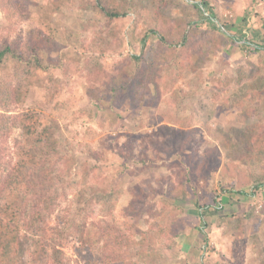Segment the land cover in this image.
Returning <instances> with one entry per match:
<instances>
[{
    "label": "rangeland",
    "instance_id": "374dc122",
    "mask_svg": "<svg viewBox=\"0 0 264 264\" xmlns=\"http://www.w3.org/2000/svg\"><path fill=\"white\" fill-rule=\"evenodd\" d=\"M116 1L128 12L121 22L127 40L119 54L102 59L107 74L95 84L101 97L95 99L87 91L95 77L90 66L99 57L98 37L107 20L99 11L82 8L78 0H24L27 21L21 26L23 38L32 31L40 34L45 42L36 44L44 62H63L64 68L38 72L28 87L27 101L17 110L37 111L44 125L51 118L58 120L79 165L95 169L100 177L89 184L117 189L110 215L122 224H132L142 242L133 245L125 264H236V257L226 259L218 253L226 250L223 240L231 237L221 226L234 235L251 233V239V223L246 220L264 210V186L254 190L264 181V0H211L219 19L210 11L199 12L187 5L201 0H172L168 5H156L153 0ZM161 16L191 22L190 35L199 42L189 53L194 65L180 69L175 88L165 89L161 84L160 94L147 77H142L133 92H112L124 69L135 68L132 57L143 51L142 43L132 35L139 37ZM244 18L251 20L248 26ZM3 22L0 10V28ZM250 25L252 29H248ZM246 41L253 44L251 48L244 46ZM157 42L156 37H149L145 59L152 57ZM256 44L262 46L257 51ZM143 69L146 76L149 65L144 64ZM50 76L59 80L57 85ZM179 86L189 89L191 97L176 104L173 95ZM55 102L63 103L64 108ZM1 114L7 115L0 109ZM7 135L1 139L0 156L8 153L9 159L22 135L19 128L9 133L8 140ZM186 176L191 184L181 190ZM167 188L174 196L184 195L171 200L180 210L160 218L162 240L145 241L144 235L154 229V214L163 211L161 195L166 196ZM75 194L70 192L67 201L74 200ZM196 202L214 207L206 221L200 220ZM104 208L105 202L97 203L89 221L107 218ZM250 243L256 244L257 253L264 250L256 238ZM75 244L71 238L61 250L71 264L78 262ZM237 246L236 242L233 249L238 250ZM25 247L29 250L26 263L31 264L35 247L30 242ZM196 250H205L202 261Z\"/></svg>",
    "mask_w": 264,
    "mask_h": 264
},
{
    "label": "trees",
    "instance_id": "16d2710c",
    "mask_svg": "<svg viewBox=\"0 0 264 264\" xmlns=\"http://www.w3.org/2000/svg\"><path fill=\"white\" fill-rule=\"evenodd\" d=\"M78 1L82 8L99 11L107 20L106 27L102 28L98 37L100 52L96 63L92 64L91 58L86 56L95 76L87 91L91 97L100 99L95 84L101 83V79L107 74L103 69L102 59L119 54L125 46L127 34L121 22L128 12L116 0ZM171 1L152 2L156 5H168ZM182 1L187 3L189 0ZM210 1L201 0L199 4L187 5L199 12L203 9L210 11V15L219 19L218 14L213 12ZM0 10L4 15L0 28V109L7 113L0 116V143L6 132L8 140L9 133L14 129L19 128L22 135V139L17 140L13 156L11 154L9 159L8 153L0 156V164L3 163L0 172V264H28L26 258L29 250L25 249V245L29 242L35 247L31 254V264H71L61 251L68 247L71 238L76 241L74 250L78 262L75 264H125L133 245L142 242L137 238L141 233L135 231L132 224H122L110 215L116 206L119 193L117 189L104 190L89 184L100 177L96 175L95 169L79 165L74 146L63 139L58 120L51 118L44 125L37 111L17 110L27 101L28 87L32 85V79L37 73H48L55 67L63 69L64 63L44 62L36 44L38 40L45 42L40 34L32 31L31 35L23 38L21 26L27 21L24 0H0ZM243 23L248 26L251 20L244 18ZM190 25L191 22L184 17L170 21L166 16H161L154 26L146 27L139 37L132 35L134 40L142 43L143 51L139 56L132 57L135 68L133 71L132 68L131 71L124 69L112 92H133L142 83V77L149 79L156 94H160L161 84H164L165 89L175 88L181 74L180 69L184 66L191 69L194 65L190 51L199 47V42H195L190 35ZM223 28L227 29L225 25ZM248 29H252L251 25ZM54 35L58 36V33L55 31ZM150 36L156 37L158 42L152 47V57L145 59L143 53ZM47 40L51 42L48 37ZM251 45L250 41L244 43L249 48ZM256 46V51L262 47L260 44ZM144 64L149 65L146 76ZM50 77L51 83L57 85L59 80ZM186 84L189 87L190 84ZM50 95L53 100L52 91ZM173 97L174 102L179 104L191 95L189 89L179 86ZM55 105L60 109L64 108L63 103L55 102ZM187 184H191L189 176L182 182L181 190H186ZM262 186L264 181H260L254 190H262ZM72 191H76L74 200L68 202V195ZM165 193L166 196L161 195L163 211L158 210L154 214V229L148 236L144 235L145 241L160 237L163 230L158 223L162 216L165 218L175 215V210H180V207L172 206L171 203L173 198L180 196H174L171 188H167ZM184 194L188 196V192L185 191ZM99 202H105L107 209L104 208V212L107 218L90 222L94 206ZM196 205L200 209V220L202 218L206 221L207 213L214 207H201L198 202ZM53 218L55 222L52 224ZM263 253L264 250L259 252V258ZM259 262L264 264V258L259 259ZM257 263L258 261L254 262Z\"/></svg>",
    "mask_w": 264,
    "mask_h": 264
},
{
    "label": "crops",
    "instance_id": "0c3cea01",
    "mask_svg": "<svg viewBox=\"0 0 264 264\" xmlns=\"http://www.w3.org/2000/svg\"><path fill=\"white\" fill-rule=\"evenodd\" d=\"M259 213V212H258ZM256 213V214H258ZM254 214L252 217H250L249 220H246L249 223H251V226L248 227V229L251 231H253L252 233V237L250 239V234L249 233L247 236L245 235V233H239L237 235L232 234L231 230H228L226 228V226H221L225 232L229 233V235L231 236L229 240H223V243H226L228 245V247L226 248V250H218V253L220 255H223L224 258L228 259L231 257H236L237 258V263L236 264H248L251 262V260H253L254 262L258 261L259 262V253H257L254 250H258L257 248L254 249V247L256 246V244H252L250 243L252 240L254 241L255 238L256 240H259L262 244H264V210L256 215ZM226 235V233H225ZM237 242V248L238 250H234V244H236ZM190 251V250H189ZM204 251L205 250H196V254L200 253L201 256V260L204 259L202 258L204 255ZM241 255V259L239 260L238 257ZM262 258H264V253L261 256V260ZM250 261V262H249Z\"/></svg>",
    "mask_w": 264,
    "mask_h": 264
}]
</instances>
